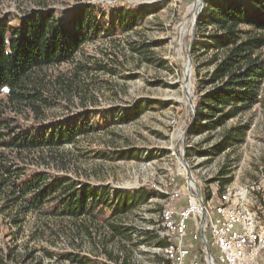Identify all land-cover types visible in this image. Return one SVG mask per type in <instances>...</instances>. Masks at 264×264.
I'll list each match as a JSON object with an SVG mask.
<instances>
[{"label":"rangeland","instance_id":"obj_1","mask_svg":"<svg viewBox=\"0 0 264 264\" xmlns=\"http://www.w3.org/2000/svg\"><path fill=\"white\" fill-rule=\"evenodd\" d=\"M190 6L195 13L188 25ZM45 9H55L62 21L85 11L96 32L72 62L32 74L44 99L36 102V113L13 104L6 112L24 128L80 120L96 129L71 143L25 153L24 172L63 175L79 191L133 198L146 188L154 194L119 216L110 207L75 217L0 200V264H81L73 261L78 257L120 264L113 259L117 254L127 264H160L151 249L164 241L156 230L169 194L160 190L185 189L187 173L203 194L264 178V82L255 105L209 128V119H198L195 110L198 97L212 87L207 81L215 65L217 31L207 21V0H0V21L15 26L27 13ZM132 16L135 25L121 26ZM139 44L149 45L148 60L132 50ZM229 133H240L241 140L222 148ZM112 222L128 227L126 234H114ZM145 229L150 241L142 246L139 232Z\"/></svg>","mask_w":264,"mask_h":264},{"label":"trees","instance_id":"obj_2","mask_svg":"<svg viewBox=\"0 0 264 264\" xmlns=\"http://www.w3.org/2000/svg\"><path fill=\"white\" fill-rule=\"evenodd\" d=\"M207 3V21L217 31L211 45L215 50L212 59L215 65L207 81L212 87L198 97L195 110L198 119H209L206 126L216 128L259 101L264 82L261 55L264 0H207ZM128 19L123 18L121 26L135 25L133 16L129 22ZM87 21L82 10L62 21L55 9L31 11L15 26H8L7 20L0 21V94H5L0 98V200L17 206L22 204L26 211L50 206L51 213L56 215L93 217L96 209L103 211L110 207L111 215L119 216L136 205L138 199L141 201L154 194L146 188L133 198L107 195L103 191L97 193L88 187L79 191L75 183L67 182L63 175L49 177L45 173L24 172L21 163L25 153L71 143L78 135L96 129L94 124L80 120L52 127L24 128L6 112L8 105L13 104L16 108L26 105L36 113V102L44 99L31 82L32 74L44 67L72 62L81 46L96 32L94 21ZM148 46L139 44L132 50L148 60ZM246 127H239V132ZM240 133L239 138L230 133L225 135L221 147L232 140L240 141ZM109 227L118 235L126 234L129 229L113 222ZM139 239L141 245L149 244L148 229L139 232ZM160 245H164V241L154 242V246ZM113 259L127 264L123 255L117 254ZM73 261L89 264L83 257Z\"/></svg>","mask_w":264,"mask_h":264},{"label":"built area","instance_id":"obj_3","mask_svg":"<svg viewBox=\"0 0 264 264\" xmlns=\"http://www.w3.org/2000/svg\"><path fill=\"white\" fill-rule=\"evenodd\" d=\"M160 191L169 194L156 230L164 245L151 247L160 264H264V178L204 194L189 181Z\"/></svg>","mask_w":264,"mask_h":264},{"label":"bare ground","instance_id":"obj_4","mask_svg":"<svg viewBox=\"0 0 264 264\" xmlns=\"http://www.w3.org/2000/svg\"><path fill=\"white\" fill-rule=\"evenodd\" d=\"M194 10H195L194 7H193V6H190V8H189V10H188V13H186V14H187V15H186V22H187L188 25L192 22L193 15H194V13H195ZM184 27H186V26H184ZM184 30H185V29H184ZM187 30H189V29H187ZM189 67H190V64L188 63V68H189ZM185 73H186V72H184V76H185ZM189 80H190V79H189ZM187 81H188V78H187ZM188 87H190V82L186 83V88L188 89ZM180 167L182 168L183 172L185 173V169H184V167H182V166H180Z\"/></svg>","mask_w":264,"mask_h":264},{"label":"water","instance_id":"obj_5","mask_svg":"<svg viewBox=\"0 0 264 264\" xmlns=\"http://www.w3.org/2000/svg\"><path fill=\"white\" fill-rule=\"evenodd\" d=\"M187 176H188L189 182H193V184H194L193 176H191L189 173H187ZM195 191L198 193V188L196 187V185H195ZM202 223H203V219H202ZM201 236H202V238L204 240V233H203V231L201 232ZM207 258H209V260H211L210 259V254H209L208 251H207Z\"/></svg>","mask_w":264,"mask_h":264}]
</instances>
